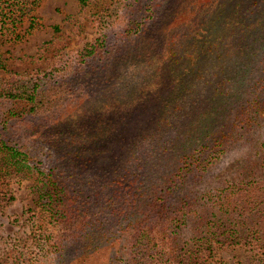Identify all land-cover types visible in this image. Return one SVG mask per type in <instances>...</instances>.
Returning a JSON list of instances; mask_svg holds the SVG:
<instances>
[{
    "label": "trees",
    "instance_id": "16d2710c",
    "mask_svg": "<svg viewBox=\"0 0 264 264\" xmlns=\"http://www.w3.org/2000/svg\"><path fill=\"white\" fill-rule=\"evenodd\" d=\"M41 1L0 0V33H31ZM76 2L72 28L29 57L53 63L0 79V212L18 177L59 256L77 243L99 264L264 259V0ZM86 26L95 37L63 55Z\"/></svg>",
    "mask_w": 264,
    "mask_h": 264
},
{
    "label": "rangeland",
    "instance_id": "374dc122",
    "mask_svg": "<svg viewBox=\"0 0 264 264\" xmlns=\"http://www.w3.org/2000/svg\"><path fill=\"white\" fill-rule=\"evenodd\" d=\"M78 12L76 0H42L33 13L36 27L31 33H26L29 26L28 20H25L14 34L1 31L0 34L3 35L0 38V54L8 70L0 72V79H8L12 74L30 73L52 64L53 60L50 58L30 61L29 57L38 53L43 42L52 38L54 26L60 27L64 33L69 31L72 25L65 18L67 16L76 18ZM84 29V34L71 40L63 55L70 56L95 37V30L91 26H86ZM225 163L229 164V161L219 163L220 167L227 166ZM31 185V181L18 177L10 180L14 200L0 212V262L6 261V264H99L102 252H95L87 247L79 249L77 243H67L62 256H59V252L49 245L44 236L54 233V228L43 220L37 210ZM32 233L42 238L39 247H28V237ZM15 257L18 258L17 262ZM210 264H264V259L249 248L243 247L217 251Z\"/></svg>",
    "mask_w": 264,
    "mask_h": 264
}]
</instances>
